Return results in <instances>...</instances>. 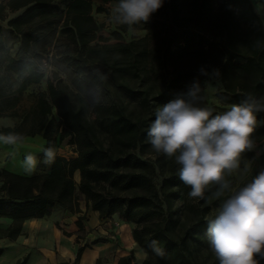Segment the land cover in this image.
<instances>
[{"label": "trees", "instance_id": "16d2710c", "mask_svg": "<svg viewBox=\"0 0 264 264\" xmlns=\"http://www.w3.org/2000/svg\"><path fill=\"white\" fill-rule=\"evenodd\" d=\"M61 1L66 4L63 11L53 10V0L0 2V117L20 118L13 127H2L0 134H42L47 139L55 110L62 137L70 136L77 152L70 159L56 156L49 171L31 176L0 169V216L11 219L5 235L15 238L26 220L43 217L56 204L80 211L78 191L101 218L117 213L135 224L133 238L147 254L140 264H203L197 256L210 248L209 221L234 194V180L226 170L221 183L207 186L204 199L190 198L174 158L155 153L146 142V129L155 109L186 92L201 67L220 70L217 96L222 104L239 103L248 94L264 99V26L253 2L221 0L214 9L212 0H164L149 20L168 14L174 44L153 46L155 36L148 32L138 40L92 46L91 36L98 29L92 1ZM258 2L264 9V0ZM4 21L19 37L14 55L5 43ZM49 54L75 91L62 80H48L47 90L37 92L34 105L22 115L15 109L28 87L44 78ZM257 119L264 121V113ZM252 139L264 140V125ZM137 149L155 160L140 156ZM252 156L253 150L242 153L238 166ZM260 163L264 168V152ZM77 224L81 226L79 220ZM153 240L162 256L153 251ZM84 249L78 247L75 263ZM28 258L17 264H27ZM118 264L139 263L126 255Z\"/></svg>", "mask_w": 264, "mask_h": 264}, {"label": "clouds", "instance_id": "9594fccd", "mask_svg": "<svg viewBox=\"0 0 264 264\" xmlns=\"http://www.w3.org/2000/svg\"><path fill=\"white\" fill-rule=\"evenodd\" d=\"M163 3L164 0H119L116 22L146 23ZM198 72L209 75L203 67ZM211 75L218 78L219 69L214 68ZM200 92L199 81L193 79L186 92L155 109V118L146 129V142L155 153L174 158L179 180L190 187L188 196L197 200L204 199L208 185L223 181L226 170L238 166L242 153L254 147L252 134L264 125L257 119L258 113H264V99L248 94L227 110L214 113L210 107L197 106ZM23 140L19 133L0 134L3 145L15 147ZM41 152L42 160L31 152L25 154V175H33L40 162L46 166L55 162L57 150L53 146L43 147ZM207 232L210 249L219 264H259L264 260V168L224 201L219 214L209 221ZM151 246L157 255H163L155 240Z\"/></svg>", "mask_w": 264, "mask_h": 264}, {"label": "rangeland", "instance_id": "374dc122", "mask_svg": "<svg viewBox=\"0 0 264 264\" xmlns=\"http://www.w3.org/2000/svg\"><path fill=\"white\" fill-rule=\"evenodd\" d=\"M6 1L8 0H0V2ZM91 1L92 16L98 25V29L91 36L90 44L92 46L134 41L143 38L148 32H151V37L155 36L151 41L153 46L166 43L174 44L175 39L169 33L171 21L168 14L158 15L146 23L121 24L117 23L115 19L117 15L115 8L118 2L113 0L104 4L101 0ZM251 1L264 26L263 6L258 0ZM211 2L213 8L217 9L221 0H212ZM98 6H103L104 9L98 10ZM65 7L66 4L61 0H53V10L63 11ZM2 25L5 43L9 47L10 53L14 55L19 46V37L10 31L5 21L2 22ZM45 58L44 78L40 83L34 84L33 87L25 91L18 103V109L22 115L28 113L34 105V94L47 90L48 80L55 82L62 80L71 91H75L67 76L62 72L61 66L51 61V54ZM213 69L207 70L209 75H200L196 78L201 86L199 94L201 99L197 100V104L200 107L228 109L231 105L222 104L217 96L218 91L222 89L221 73L218 78L213 77L211 75ZM191 82L187 83V88ZM53 114L54 120L49 125L46 134L48 140L45 138L46 147L53 146L57 150V156L66 155L69 157L73 155L74 157L76 146L70 143V136L62 137V125L59 122V117L55 110ZM90 117L94 118V114L91 112ZM18 119L20 121V118ZM30 124L31 120L29 119L24 128H29ZM252 150L253 156L251 158L244 159L240 166L229 171L234 180L233 192L251 182L253 177L263 168L260 163V155L264 152V140L255 142ZM136 152L144 158L155 160L153 154H141L138 149ZM9 158V153L0 154L1 162ZM50 168L51 166H46L40 162L36 172H47ZM74 179L79 182L80 176L75 173ZM154 183L159 189L161 177L158 171L154 175ZM1 184L0 181V195H3ZM76 193L79 209L80 206L83 209H80L79 213H74V216H76L77 221H80L81 226H78L77 221L62 223V215L66 214V211L63 206L56 204L55 208L52 207L43 217L26 220L22 225L21 232L12 239L5 235L11 224V219L0 216V246L3 247L0 264H17L26 255L29 256L27 264H118L120 258L126 255H129L134 263H142L147 254L136 242L134 245L126 246L124 240V230L133 231L135 224L124 221L117 213L107 218L104 217V221L102 218L98 219L97 213L86 205L84 196L78 191ZM80 246H84L85 249L80 260L75 263L76 251ZM197 260L203 264H219L218 258L210 248L201 252L197 256ZM259 264H264V260H260Z\"/></svg>", "mask_w": 264, "mask_h": 264}, {"label": "crops", "instance_id": "0c3cea01", "mask_svg": "<svg viewBox=\"0 0 264 264\" xmlns=\"http://www.w3.org/2000/svg\"><path fill=\"white\" fill-rule=\"evenodd\" d=\"M31 87H33V85L29 86L27 90H29V88H31ZM34 96H35V94H34ZM18 107H19V104L17 105L15 110L18 113H20V110L18 109ZM18 122H19L18 117L2 116V117H0V129L2 127L9 126V125H12L10 127H13ZM23 138H24V140H23L22 145H17L15 147L0 144V154L1 153H6V154L9 153L10 154L9 159L4 160L2 162L0 161V169H7L9 171L25 175L23 172V168H22V162H23L25 154H27L28 152H31L32 154L37 156L38 160L42 159L41 149L43 147H46V139L43 137V135L42 134H36L34 136H25ZM8 149L10 150V152H8L9 151ZM76 174L79 175V172H76ZM53 208H55V206ZM80 209H83V208L80 206ZM64 210L66 211V214L62 215V220H63L62 223H64V222L65 223L66 222H68V223L73 222L74 223L75 221H77V218H76V216H74V213H79V212H72V211L67 210L65 208H64ZM92 211L97 213L98 219L101 218L99 216L98 211H94V210H92ZM104 220L105 219L102 218V221H104ZM58 231L60 232L59 229H58ZM125 232H126V229L124 230V234H125ZM129 233H130L131 238H133V231L129 230ZM60 236H61V232H60ZM58 237H59V235H58Z\"/></svg>", "mask_w": 264, "mask_h": 264}, {"label": "bare ground", "instance_id": "6f19581e", "mask_svg": "<svg viewBox=\"0 0 264 264\" xmlns=\"http://www.w3.org/2000/svg\"><path fill=\"white\" fill-rule=\"evenodd\" d=\"M124 240H125V245L126 246H131L135 244L134 238H131L129 230L126 229V232L124 234Z\"/></svg>", "mask_w": 264, "mask_h": 264}, {"label": "built area", "instance_id": "2783aa9c", "mask_svg": "<svg viewBox=\"0 0 264 264\" xmlns=\"http://www.w3.org/2000/svg\"><path fill=\"white\" fill-rule=\"evenodd\" d=\"M74 155L76 156V155H77V152H75ZM75 156H74V157H75ZM62 157H65L66 159H70V157L73 158V155H72V156H69V157H67L66 155H62Z\"/></svg>", "mask_w": 264, "mask_h": 264}]
</instances>
